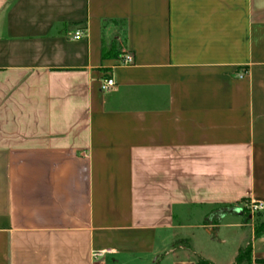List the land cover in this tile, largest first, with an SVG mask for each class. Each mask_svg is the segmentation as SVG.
<instances>
[{
	"label": "crops",
	"instance_id": "obj_1",
	"mask_svg": "<svg viewBox=\"0 0 264 264\" xmlns=\"http://www.w3.org/2000/svg\"><path fill=\"white\" fill-rule=\"evenodd\" d=\"M246 202L264 0H0V264H264Z\"/></svg>",
	"mask_w": 264,
	"mask_h": 264
},
{
	"label": "trees",
	"instance_id": "obj_2",
	"mask_svg": "<svg viewBox=\"0 0 264 264\" xmlns=\"http://www.w3.org/2000/svg\"><path fill=\"white\" fill-rule=\"evenodd\" d=\"M234 206H223L220 208V211L218 212H224L227 209H231ZM241 213H245V209L241 208ZM205 223H208L209 221H212V223H215V225L218 223V218H207L205 220ZM209 231L212 235L216 234V227L209 228ZM261 234H264V223H262L260 226L255 227L254 229V235L259 236ZM250 253H251V244L250 242L247 243L245 246H242L238 249V252L236 254L235 260L232 264H241L243 261H249L250 260ZM264 260V259H263ZM196 264H215L206 258L202 257L201 255L197 254Z\"/></svg>",
	"mask_w": 264,
	"mask_h": 264
},
{
	"label": "rangeland",
	"instance_id": "obj_3",
	"mask_svg": "<svg viewBox=\"0 0 264 264\" xmlns=\"http://www.w3.org/2000/svg\"><path fill=\"white\" fill-rule=\"evenodd\" d=\"M245 209L246 220L252 222L255 227L264 223V206L261 208H254L251 202H246L242 207ZM226 230V229H223ZM229 235V239L226 241L225 246L230 249L236 244V238L233 239V233ZM215 237V235H213Z\"/></svg>",
	"mask_w": 264,
	"mask_h": 264
},
{
	"label": "built area",
	"instance_id": "obj_4",
	"mask_svg": "<svg viewBox=\"0 0 264 264\" xmlns=\"http://www.w3.org/2000/svg\"><path fill=\"white\" fill-rule=\"evenodd\" d=\"M82 37V32L80 30L76 31L75 35H74V38L75 39H79ZM135 61L134 59V54L132 51L130 50H127L125 51L121 57H120V60L119 62L121 64H124V65H130V64H133ZM115 83V80L114 78L110 75L108 77H105L102 81H101V89L102 90H107L109 88H111ZM252 206L254 208H261L264 206V204L260 203V202H251Z\"/></svg>",
	"mask_w": 264,
	"mask_h": 264
},
{
	"label": "water",
	"instance_id": "obj_5",
	"mask_svg": "<svg viewBox=\"0 0 264 264\" xmlns=\"http://www.w3.org/2000/svg\"><path fill=\"white\" fill-rule=\"evenodd\" d=\"M227 210H229V209H227ZM230 210H233V211H236V212H241V208L236 207V206L232 207Z\"/></svg>",
	"mask_w": 264,
	"mask_h": 264
}]
</instances>
